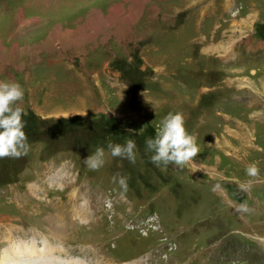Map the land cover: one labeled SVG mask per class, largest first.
Wrapping results in <instances>:
<instances>
[{"label":"rangeland","instance_id":"1","mask_svg":"<svg viewBox=\"0 0 264 264\" xmlns=\"http://www.w3.org/2000/svg\"><path fill=\"white\" fill-rule=\"evenodd\" d=\"M261 77L264 0H0V80L25 89L29 144L0 157V259L35 236L71 264H264ZM168 111L199 152L165 168L144 141ZM129 137L134 162L107 148Z\"/></svg>","mask_w":264,"mask_h":264},{"label":"clouds","instance_id":"2","mask_svg":"<svg viewBox=\"0 0 264 264\" xmlns=\"http://www.w3.org/2000/svg\"><path fill=\"white\" fill-rule=\"evenodd\" d=\"M25 89L18 81L0 80V157H20L29 150L28 136L25 132V110L22 101ZM145 152L151 153L150 160L157 167L167 168L170 164L183 166L196 157L199 146L196 137L185 127V117L180 111H168L155 125L154 135L145 138ZM107 148L112 156L126 158L132 162L136 159L137 144L133 137L125 143L108 142ZM105 163V148L97 146L91 155L83 159V164L96 170ZM247 174L256 176L258 162H251L246 167ZM122 188L127 189L128 177L117 174L113 177ZM250 181L240 184L246 191ZM219 185H213V190Z\"/></svg>","mask_w":264,"mask_h":264},{"label":"bare ground","instance_id":"3","mask_svg":"<svg viewBox=\"0 0 264 264\" xmlns=\"http://www.w3.org/2000/svg\"><path fill=\"white\" fill-rule=\"evenodd\" d=\"M211 1V0H210ZM205 8V7H204ZM208 14V13H207ZM255 15V14H254ZM253 15V16H254ZM252 18V17H251ZM256 20V19H255ZM236 27V26H235ZM69 33V32H68ZM76 36V35H75ZM67 37V36H66ZM65 38V37H64ZM228 45V44H227ZM16 47V46H15ZM228 47V46H227ZM223 49V48H222ZM253 74V72L251 73ZM246 79V78H245ZM247 80H250V78H248ZM258 82L261 84L263 83L264 78H257ZM248 82V86L249 87H253L251 80L247 81ZM107 93V92H106ZM248 136V135H247ZM222 138V137H221ZM220 145V144H218ZM228 145V144H227ZM229 147V146H228ZM234 147V146H233ZM252 147V146H251ZM218 148V147H217ZM220 148V147H219ZM222 150V149H221ZM235 150V149H234ZM237 152V151H236ZM207 162V161H206ZM197 165V164H195ZM215 165V164H213ZM192 166V165H191ZM203 167V166H202ZM201 168V167H200ZM206 168V167H205ZM208 168V167H207ZM205 171V170H204ZM83 214V213H82ZM49 241V240H48ZM11 242V241H10ZM28 244V245H26ZM41 244H42V248H39L35 245L34 240H30L28 242L25 241H12L9 245V249L3 250L2 251V256L0 259V264H10L12 262H16V264H25L24 262H26V260L28 259V257H30L33 254H37L35 256L39 257V258H43L46 256V260L47 261H51L53 257H50L49 255H52V251H51V247L44 241V239H41ZM33 257V256H32ZM58 259V257H57ZM60 263L63 264H71L70 262H74V261H68V259L60 260ZM49 263V262H48ZM38 264V263H37Z\"/></svg>","mask_w":264,"mask_h":264}]
</instances>
